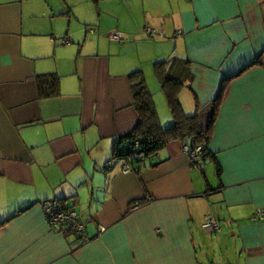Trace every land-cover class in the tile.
Returning <instances> with one entry per match:
<instances>
[{
	"label": "crops",
	"instance_id": "1",
	"mask_svg": "<svg viewBox=\"0 0 264 264\" xmlns=\"http://www.w3.org/2000/svg\"><path fill=\"white\" fill-rule=\"evenodd\" d=\"M106 1L0 0V264H264V0ZM172 60L184 114L217 112L204 168L189 137L114 159L140 122L129 76ZM48 201L90 242L51 226Z\"/></svg>",
	"mask_w": 264,
	"mask_h": 264
},
{
	"label": "trees",
	"instance_id": "2",
	"mask_svg": "<svg viewBox=\"0 0 264 264\" xmlns=\"http://www.w3.org/2000/svg\"><path fill=\"white\" fill-rule=\"evenodd\" d=\"M176 63V61L174 60ZM169 61L157 62L155 70L158 74L161 88L170 102V108L174 117V125L164 129L158 119L156 107L152 95L147 87L146 79L142 71L133 72L129 78L136 101V110L139 113L140 122L136 134L114 144V159L138 162L156 155L166 144L171 141L194 139V145H202L208 142L212 132V125L217 112L214 111L205 119L203 116H187L184 114L178 101V94L183 88V81L175 79L168 69ZM189 67V64H187ZM60 77L56 74L44 75L39 78L40 93L43 97H53L59 93ZM206 124L204 125V122ZM149 134V135H148ZM138 143L139 147L135 146ZM206 156V149H205ZM130 162V163H131ZM64 204L63 202H60Z\"/></svg>",
	"mask_w": 264,
	"mask_h": 264
},
{
	"label": "built area",
	"instance_id": "3",
	"mask_svg": "<svg viewBox=\"0 0 264 264\" xmlns=\"http://www.w3.org/2000/svg\"><path fill=\"white\" fill-rule=\"evenodd\" d=\"M144 33L148 38L151 39L164 36V33H159L152 22L146 23ZM112 40L117 42L123 41L120 35L112 36ZM135 146L139 147V144L136 143ZM204 146L205 145H199L195 148L189 146L188 144L184 146V153L186 156H188L191 165L199 168L200 170H202L205 166V160H203ZM130 170L131 163L128 162L124 167V172L129 173ZM42 206L46 213L47 220L51 226L61 227L68 230V232L80 245L90 242V236L87 233L88 222L83 220L77 212L71 210L65 204L56 201L45 202ZM137 209L138 207L134 208V210ZM253 220L255 222L264 220V212H257ZM104 230L105 229H102V231ZM203 230L208 234H217L222 230V222L219 219L211 216L207 218L206 222L204 223Z\"/></svg>",
	"mask_w": 264,
	"mask_h": 264
},
{
	"label": "rangeland",
	"instance_id": "4",
	"mask_svg": "<svg viewBox=\"0 0 264 264\" xmlns=\"http://www.w3.org/2000/svg\"><path fill=\"white\" fill-rule=\"evenodd\" d=\"M114 4H115L114 0H107L106 3L104 4V7L114 8L113 7ZM146 69H147V71L144 69V73H146L144 75H145V78H146L148 84L151 85V88L149 90L152 94V98H153V101H154V104L156 107L157 115H158V117H160V119L163 123L164 129H167V128L171 127L172 125H174V123H175L173 115H172V111H171V108L169 105V101L167 98H165L164 93L161 91L162 88H161L160 80H159L158 74L156 73V70H153L152 68H146ZM154 69H155V65H154ZM169 70H170V74L175 79H177V80L181 79L179 75L177 76L178 64L175 63L174 60H172V63H171ZM152 81H153V83H152ZM196 114L197 113L193 112V114H190V115L195 116ZM198 115L204 116V114H202V113H199ZM202 145H205L204 146L203 160H205V162H206L205 149L207 148V143L205 142ZM193 167H195V166H193ZM195 168H197V167H195ZM210 235H214V234H210Z\"/></svg>",
	"mask_w": 264,
	"mask_h": 264
}]
</instances>
